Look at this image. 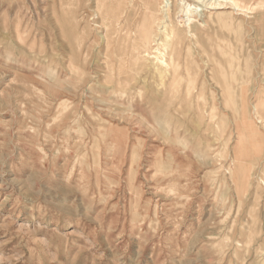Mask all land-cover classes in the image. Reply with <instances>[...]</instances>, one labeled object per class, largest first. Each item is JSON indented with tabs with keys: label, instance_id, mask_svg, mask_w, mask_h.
Instances as JSON below:
<instances>
[{
	"label": "rangeland",
	"instance_id": "1",
	"mask_svg": "<svg viewBox=\"0 0 264 264\" xmlns=\"http://www.w3.org/2000/svg\"><path fill=\"white\" fill-rule=\"evenodd\" d=\"M128 1L0 0V264H264V6L159 0L160 74Z\"/></svg>",
	"mask_w": 264,
	"mask_h": 264
},
{
	"label": "bare ground",
	"instance_id": "2",
	"mask_svg": "<svg viewBox=\"0 0 264 264\" xmlns=\"http://www.w3.org/2000/svg\"><path fill=\"white\" fill-rule=\"evenodd\" d=\"M117 1H118V6H121L122 0H117ZM164 1L166 3V0ZM229 2H231L232 4L234 15L240 14L243 11L245 12L246 8L247 9L249 8V6H246L247 4L246 0H229ZM206 4L210 5V9H213L217 7L214 4H220V3L217 0H207ZM162 5L163 3L162 2L159 3V0H137V1L129 0L128 4L125 7L126 13H127L126 19H125L126 23L133 22V20L136 19L137 15L141 16V18L138 21V25L140 27L141 45L139 46V48H137V50H135L136 60H139L142 58H151V59L157 60V70L159 71L160 74L167 73V71H163L162 68L160 67V64L165 63V60L163 57L164 54L162 52H159V49L155 48L153 43L160 44V39L163 37L162 34L166 37L165 40L170 44L173 43V41L177 39L178 37L179 38H182L183 36L195 37L197 35L195 28L203 25L204 23L206 24V22L204 23L199 22L197 19H195V17H193V15H195L194 12L197 11V7L193 5L192 3H188L186 6V12H187V15L189 16L188 17L189 22L185 29H180L179 25L176 24V21L172 17L169 10L164 9V7L167 6L168 4L163 5V6ZM256 5L264 6V0L257 1ZM163 10L165 14H164V18H161L159 13L162 12ZM216 13H219V12H216ZM212 14L213 12H211L210 15ZM142 15H143V21H142ZM162 19H165L166 21L165 23L167 22L168 23L163 25L161 22ZM215 57L216 56L214 55L213 57L214 61H216ZM177 70H178V65H177V68H175L174 74H177ZM232 73H234V70H232ZM256 113H257V116L255 117L257 119V122H254L253 120L250 119L251 117H249L250 125L253 127L254 134L258 135L259 139L261 138V140L264 142V110L263 112H259L256 109ZM261 178H262L261 182L264 185V178L263 177Z\"/></svg>",
	"mask_w": 264,
	"mask_h": 264
}]
</instances>
